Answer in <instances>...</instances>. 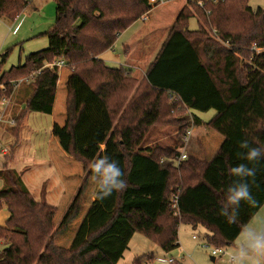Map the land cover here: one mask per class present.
<instances>
[{
	"label": "trees",
	"instance_id": "16d2710c",
	"mask_svg": "<svg viewBox=\"0 0 264 264\" xmlns=\"http://www.w3.org/2000/svg\"><path fill=\"white\" fill-rule=\"evenodd\" d=\"M54 1V23L40 34L47 36L48 47L2 70L9 48L0 62V82L8 87L0 100L14 90L11 81L39 71L32 82L14 91V102L23 105L10 129L11 148L15 151L20 141L28 113H52L61 69L56 62L63 59L62 67L105 105L117 148L112 161L124 172L121 179L127 186L104 199L94 198L70 246L56 244L81 214L91 178L92 160L77 147L81 110H76V91L70 88L65 132L71 156L83 166V180L55 224L57 206L35 199L22 172L5 164L0 171V209L5 207L10 216L0 226V264H118L135 233L172 251L181 223L203 225L214 247L233 245L264 204L261 157L251 185L255 203L242 201L236 222L222 214L228 189L237 180L229 169L248 163L240 157L248 151L240 143L264 147V53L254 50L264 47V7L254 9L249 0H203V7L199 0L185 3L141 75L130 67H112L101 55L149 11V0ZM30 3L0 0V18L14 21ZM194 16L200 23L190 29ZM211 109L216 114L207 124L224 138L219 149L209 160L190 155L176 166L173 160L187 131L199 121L194 112ZM166 131L169 138L164 142ZM154 257L138 255L132 264H148Z\"/></svg>",
	"mask_w": 264,
	"mask_h": 264
},
{
	"label": "rangeland",
	"instance_id": "374dc122",
	"mask_svg": "<svg viewBox=\"0 0 264 264\" xmlns=\"http://www.w3.org/2000/svg\"><path fill=\"white\" fill-rule=\"evenodd\" d=\"M249 5L252 8L257 7H264V0H249ZM29 8L25 11L26 13L23 14L24 20L22 24V31L16 34V28L14 29V24L12 20H8L6 18H0V62L3 58V53L7 51V49L11 48L8 57L6 58V61L3 64L2 70H8L12 66L18 65L20 62H23L26 55L31 54L35 51H39L42 49H45L49 45V41L46 35H36L32 36V38H25L28 37V34L25 33L24 29L31 28L32 31H38V30H44L50 27L53 17H54V1L53 0H33V3L28 6ZM197 17V16H196ZM19 19V18H18ZM195 19L192 18L190 20V28L194 29L195 26ZM13 24V26H12ZM141 25L140 22H136L131 28L129 29V33L132 32L134 29L139 27ZM212 34V32H211ZM20 37L21 41H17V39ZM123 36H120L118 41L115 43V47L112 49H109L102 53L101 58L106 61V63L112 67H120L125 65L126 57L123 54ZM60 75H62L64 72H68L69 70L66 67H61ZM64 85L59 87V96H58V103L55 108V114L53 117H49L45 115L44 113L40 112H33L31 117H33L35 114L42 115L44 119H47L48 122H50L51 118L55 119L54 127L51 129L53 136H54V148L57 156L59 159L65 164L68 172L70 173V176L66 177V185L65 189L68 188V191L66 192L65 196L60 200L59 210L57 211L54 222L55 224L58 222L59 217L61 216V213L65 209L70 196L74 193L76 187H78L80 182L83 180L84 176V169L80 162L75 160V164H69L65 162V155L67 151V133L65 132V125H66V115H65V104L67 96L69 95V90L72 87L76 90L78 93L79 98V105L84 107V111L82 114V117L80 118V121H78L76 125V133H77V145L78 149L85 155L89 156L92 160V165L90 168L91 178H90V185L87 187V193L86 196H84V200L82 201V209L85 210L86 205L88 203V199L93 192L97 182L98 178L96 174L92 171L93 165L102 159H107L108 162L112 159V156L115 152L116 145L113 142V131L112 134H110V130L108 127L110 126V121L108 114L105 110H101L95 104L92 102L93 95L90 89L88 92L86 89H84L81 81L77 79V77H64ZM4 83V82H1ZM84 83V82H83ZM8 88V87H7ZM7 91V90H6ZM5 91V92H6ZM12 92V91H11ZM5 95V94H4ZM3 95V96H4ZM10 95V94H6ZM2 96V97H3ZM1 102V100H0ZM23 104H16L14 100L9 103L7 108V115L6 118H8V113L12 116V114H17V112L21 109ZM77 109V108H76ZM199 114L203 112H198ZM36 116V115H35ZM27 117L24 121L23 130L30 129L31 125L29 124V121L27 122ZM30 117V118H31ZM51 127V123H49ZM112 126V125H111ZM46 128V125H44ZM12 127L8 126L6 123L0 128V171L4 169L5 164L7 163L10 168H13L17 171H21L24 173V171H27L28 165H26L25 159L23 156H25V150L22 148L20 149L18 146H16L15 151L12 150L11 144L13 142V135L11 133ZM22 130V131H23ZM48 130V129H47ZM167 136L163 137L161 141L166 142L168 140V131H166ZM219 138H222L221 135L218 133H215ZM100 135V136H97ZM21 138V137H20ZM47 139L42 140L43 143H39L38 149L40 151L45 150L47 147ZM19 145V144H18ZM7 147L8 152L6 154H3L2 148ZM20 149V150H19ZM40 155V154H39ZM9 156V159L8 157ZM36 156V155H35ZM8 159V160H7ZM24 159V160H23ZM30 164V163H29ZM53 167L51 164L48 165L50 168ZM50 170V169H49ZM53 172L57 171L55 168L54 170L51 169ZM58 172V171H57ZM26 177V175L24 176ZM44 176L37 177L39 179V189L42 187V178ZM71 178V183L70 182ZM26 179V178H25ZM38 188L36 190H38ZM35 190L36 195L38 196V192ZM79 220H76L72 223L70 228L62 235L58 236L56 238L58 245L62 243V241L66 238H68L77 225ZM136 238H139L141 243L138 247L131 246L130 252L135 253L137 255L142 253H152L155 255L154 259L149 262V264H172L171 262L166 263L167 255L164 254V250L159 247L157 244H155L153 241H151L149 238H146L141 233H136ZM55 240V241H56ZM192 243H196V245L188 250L184 259L190 263V264H224V261L227 259V255L229 251L234 248L235 243L229 247L225 248L224 253H219L215 256V260L213 261L211 259V249L213 246H209V248L203 247V244L205 243V236L202 235L198 241H191ZM190 250V251H189ZM166 256V257H165ZM181 254H173V258L175 259H181L183 258ZM130 257H127V255L124 257V261L122 264H132L130 261ZM127 262V263H126Z\"/></svg>",
	"mask_w": 264,
	"mask_h": 264
},
{
	"label": "crops",
	"instance_id": "0c3cea01",
	"mask_svg": "<svg viewBox=\"0 0 264 264\" xmlns=\"http://www.w3.org/2000/svg\"><path fill=\"white\" fill-rule=\"evenodd\" d=\"M32 3H33V0H31V3L29 5H31ZM185 3H186V0H164V1L156 2L155 4L150 6L149 17L146 21H143L142 18H140L131 25L133 26L136 22H140L141 25L139 27H137L136 29H134L132 32L129 33L128 31L131 28L130 26L123 33L120 34V36L124 37L123 38V49H124L123 54L126 57L124 66L134 69V71L137 72L138 74L142 75L144 73L147 65L149 64L151 59L154 57L162 41L164 40L167 33L169 32L172 22L175 19L177 13L179 12L181 7ZM28 6L25 9H23L20 15H18L16 19L13 21V24L15 23L14 29L16 28V34L22 31V24L24 20L23 14L26 13L25 11L29 8ZM54 10L56 12L55 1H54ZM55 12H54L53 21L50 27L54 23ZM192 18L195 19L194 21L195 26L196 28H198L200 19L196 16ZM189 26H190V22H189ZM50 27H48L47 29H44L43 31L42 30L32 31L31 28L24 29L25 33L28 34V37H25V38H32V36L41 34L45 32L46 30H48ZM120 36L118 37V39L120 38ZM17 41L18 42L21 41L20 37L17 39ZM64 77H77V79L81 81L84 89H86L87 92L89 90V88L85 85V83H83V81L74 73L68 71V72H64L62 75H59V80L57 82L56 95H55V100H54V105H53V111L51 114L44 113L45 115L49 117H53V115L55 114V108L58 103L59 87L65 84ZM91 95H93L91 96L93 104H95V106L100 108L102 111L103 110L106 111L105 105L93 93ZM68 97L69 95L67 96L66 102L68 100ZM76 108H77L76 109L77 111L81 110V113L79 116V121H80V118L82 117V114L84 111V107L79 105V98H78L77 92H76ZM194 113L195 115L199 117L198 119L199 121L198 123L193 124L191 128L187 131L185 143L183 147L179 148L178 150L180 153L184 152L187 156L194 155V156L199 157L200 159L209 160L214 156L215 152L219 149L224 139L220 133H218L211 127H209L207 124L214 117V115L216 114V111L214 109H211L201 114H199L198 112H194ZM32 114L33 112L28 113V117H27V122L29 121V124L31 125V127L30 129L26 131L25 130L22 131L21 138L18 143L19 145H17L20 149L22 148L23 150H25L24 152L25 156H23L25 160L24 159L23 160L26 162V165H28L27 171H24V173H22V179L24 183L26 184V186L28 187V189L33 194V196L35 197V199L37 200L45 199L48 203L57 206L59 210L58 203H60V200L65 196L66 192L68 191V188L65 189V185H66V177L70 176V173L68 172L65 164L59 159V157L57 156L55 152V148H54L55 139L51 131V129L55 125L54 124L55 119L51 118L50 122H48L47 119H44L42 115L35 114L36 116L34 115L33 117H31L30 115ZM65 115H66V104H65ZM49 123H51V127L50 125H48ZM44 125H46V128L44 127ZM108 129L110 130V134H112L111 124L108 127ZM215 133H218L219 135H221L222 138H219V136H217ZM97 136H100V135H97ZM49 137L51 139L50 140L47 139L48 141L46 142L48 145L46 149L40 151V149L37 148L39 147L37 145H39L40 142L42 144L43 143L42 140L43 139L46 140V138H49ZM76 137H77V133H76ZM116 151L117 149H115L112 159L109 162H112ZM74 161L75 159L71 156L69 149H68V135H67V151L65 155V162L69 164L73 163V165H76ZM49 164H51L53 167L50 166L49 168L48 167ZM54 168L58 172L57 171L53 172L51 170V169L54 170ZM25 175L26 177H24ZM36 176L40 178L41 176H44L41 181L42 182L41 189L38 188L40 184L38 181L40 178H38L37 180ZM98 182L88 199V203L86 205L85 210L82 209L81 214L76 219V220H79L77 225L71 232L70 236L64 239L59 246H62V247L70 246L78 227L80 226L83 218L85 217L89 209L91 202L95 198V195L98 190ZM70 183H71V178H70L69 184ZM2 184L3 182L0 179V187L2 186ZM89 185H90V181H89ZM79 186L80 184L78 185V187ZM78 187H76L74 193L70 196V199L67 205L69 204L70 200L72 199ZM37 188L38 190H36ZM35 190L38 192V196L36 195ZM86 194L87 193H85V196ZM9 216H10V212L5 207L0 209V226H4L6 224ZM261 220H264V204L257 211V213L253 216V218L251 219V221L248 223L246 227L254 226ZM207 234H209V231L201 224H198L196 226H193L190 223L179 224L178 240L176 242V248L169 252L164 251V254L168 256L166 259L167 260L166 263H168L169 258L173 257V254L175 253L181 254L182 256L183 255L185 256V253L188 254L186 250L190 249L191 247L193 248L196 245L195 242L192 243L191 241H198L202 235H204L206 238ZM193 235H196L197 238L194 239ZM237 239L235 240V244L237 242ZM2 242L3 241L0 240V246L2 245ZM55 242L58 245L57 240ZM140 243L141 241L139 238H136V233H135L133 237L131 238V240L129 241L127 250H125V252L123 253V256L118 261V264L123 263L124 257L126 255L127 257H130L129 261L132 263L133 258L138 255L130 252L131 246L138 247ZM142 254H145V253H142ZM142 254H139V255H142ZM184 256L181 259H175V261L171 263L172 264H190L184 259ZM211 259L214 261L215 256L212 255Z\"/></svg>",
	"mask_w": 264,
	"mask_h": 264
},
{
	"label": "clouds",
	"instance_id": "9594fccd",
	"mask_svg": "<svg viewBox=\"0 0 264 264\" xmlns=\"http://www.w3.org/2000/svg\"><path fill=\"white\" fill-rule=\"evenodd\" d=\"M246 153H240L241 159L248 163H241L229 169V174L237 178L228 189L227 201L222 214L228 217L230 223L236 222L241 202L255 203L251 193V185L256 183L257 165L264 157V147H250L247 140L240 143ZM249 164L252 166L249 167ZM92 171L98 178V195L95 198L104 199L111 195L113 190L122 191L126 188V181L121 179L125 174L115 161L107 159L97 161ZM229 206L231 212L227 211ZM224 264H264V220L256 225L242 229L237 242L232 248Z\"/></svg>",
	"mask_w": 264,
	"mask_h": 264
},
{
	"label": "built area",
	"instance_id": "2783aa9c",
	"mask_svg": "<svg viewBox=\"0 0 264 264\" xmlns=\"http://www.w3.org/2000/svg\"><path fill=\"white\" fill-rule=\"evenodd\" d=\"M159 1H164V0H149V4L150 6L155 4L156 2H159ZM192 1H197V0H186V3L187 2H192ZM212 2L214 3H217V2H221V1H224V0H211ZM198 5L200 7H203L204 5V2L203 0H199L197 1ZM208 13V11H207ZM149 17V11L143 16L141 17L143 21H146ZM254 50L257 52V53H264V47H257V46H254ZM60 67H62L64 65V61L63 59H60L56 62ZM39 71H33L32 73H30L29 75L27 76H24V77H21L19 79H16L14 81H11V84L12 86L14 87V90L10 93V95H4L2 98H1V102H0V128L5 125L6 123L8 124V126L10 127H14L16 125V116L17 114H12V116L8 113V118H6V115H7V108H8V105L10 102H12L13 100V97H14V91L16 90V88L23 84V83H30L34 80L36 74L38 73ZM7 90V84L6 83H1L0 82V93L1 92H5ZM2 151H3V154H6L8 152V148L7 147H3L2 148ZM186 154L184 152L182 153H179L178 156H176V158H174V164L176 166H178L181 161L183 159L186 158ZM171 202H172V207L175 208V211H174V214L175 215H178L179 214V208L177 207V194L176 193H173V196H172V199H171ZM193 238L196 239L197 236L196 235H193ZM211 244L208 242L207 238H205V243L203 244V247L205 248H209ZM212 246V245H211ZM225 252V248H219V247H212L211 249V254L214 256L218 255L219 253H224ZM169 261L170 262H174L175 261V258L173 257H170L169 258Z\"/></svg>",
	"mask_w": 264,
	"mask_h": 264
}]
</instances>
